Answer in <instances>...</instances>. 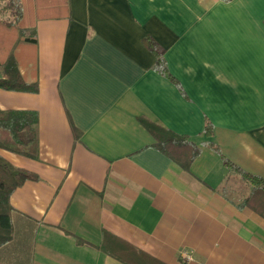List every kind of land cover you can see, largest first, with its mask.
Wrapping results in <instances>:
<instances>
[{
  "label": "crops",
  "instance_id": "0c3cea01",
  "mask_svg": "<svg viewBox=\"0 0 264 264\" xmlns=\"http://www.w3.org/2000/svg\"><path fill=\"white\" fill-rule=\"evenodd\" d=\"M18 1L0 60L25 85L0 110L36 114V148L0 156L36 179L8 198L0 264H264V216L223 163L264 179V0Z\"/></svg>",
  "mask_w": 264,
  "mask_h": 264
},
{
  "label": "trees",
  "instance_id": "16d2710c",
  "mask_svg": "<svg viewBox=\"0 0 264 264\" xmlns=\"http://www.w3.org/2000/svg\"><path fill=\"white\" fill-rule=\"evenodd\" d=\"M6 7L12 12L13 20L9 26L13 25L21 16V7L18 0H8ZM22 35V32L20 33ZM28 41V39H26ZM30 41V40H29ZM158 70L162 65L157 63ZM0 88L6 90L23 89L24 83L18 72L16 61L12 53L6 60H0ZM145 127L153 134L157 135L156 146L163 152L171 156L175 161L183 165L182 153L191 160L198 153V147L187 140L184 136L173 132L162 131V129L151 123H145ZM36 114L34 112H14L0 110V149L9 150L26 156L35 155L36 148ZM210 127L207 125L205 132L209 133ZM159 133V135H158ZM219 152L217 148H214ZM223 163L235 172L241 180L251 186V191L241 205L249 207L264 216V179L260 176L247 173L223 158ZM28 179H36V176L24 170L16 169L0 156V246L9 242L12 235L10 223L11 207L8 203L10 194Z\"/></svg>",
  "mask_w": 264,
  "mask_h": 264
},
{
  "label": "rangeland",
  "instance_id": "374dc122",
  "mask_svg": "<svg viewBox=\"0 0 264 264\" xmlns=\"http://www.w3.org/2000/svg\"><path fill=\"white\" fill-rule=\"evenodd\" d=\"M7 1L8 0H0V24L9 23L10 21L12 22V20H13L11 10L6 7ZM15 34H16V29L12 28L6 34L0 35V37H2V39H3L1 41V44H0L1 48L9 49L10 48L9 46H11V43L15 39ZM21 59H22V54L19 55V60H21ZM233 173H235V172H233ZM237 176L239 177V175H237Z\"/></svg>",
  "mask_w": 264,
  "mask_h": 264
},
{
  "label": "built area",
  "instance_id": "2783aa9c",
  "mask_svg": "<svg viewBox=\"0 0 264 264\" xmlns=\"http://www.w3.org/2000/svg\"><path fill=\"white\" fill-rule=\"evenodd\" d=\"M183 258H184V260H190L191 259L189 256H186V255Z\"/></svg>",
  "mask_w": 264,
  "mask_h": 264
}]
</instances>
